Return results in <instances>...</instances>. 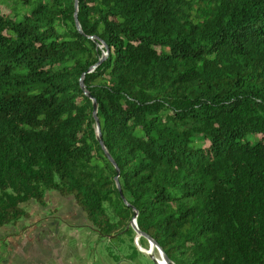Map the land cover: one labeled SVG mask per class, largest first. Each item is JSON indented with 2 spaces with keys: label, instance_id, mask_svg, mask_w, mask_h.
<instances>
[{
  "label": "trees",
  "instance_id": "16d2710c",
  "mask_svg": "<svg viewBox=\"0 0 264 264\" xmlns=\"http://www.w3.org/2000/svg\"><path fill=\"white\" fill-rule=\"evenodd\" d=\"M77 1L0 0V241L56 191L109 255L136 211L175 264H264V0Z\"/></svg>",
  "mask_w": 264,
  "mask_h": 264
},
{
  "label": "crops",
  "instance_id": "0c3cea01",
  "mask_svg": "<svg viewBox=\"0 0 264 264\" xmlns=\"http://www.w3.org/2000/svg\"><path fill=\"white\" fill-rule=\"evenodd\" d=\"M47 195L48 193L46 194V199ZM47 218L55 219L56 217L51 216ZM60 221L61 226H59L58 228L72 225L71 223L67 224L65 223V221ZM1 235L3 237L0 241V264H25V259H27V257L30 255L34 259L32 264H138L137 258L139 257V255H143L140 252L139 254H136L132 259L126 258L117 260L116 258V262L112 261L106 263L103 261V263H99L97 259L91 258V255L97 251H95L94 247L92 248L90 246V243L88 242V239H92V244L98 243L97 241H95L98 238L97 231H92V233L90 234L88 232H69L66 230H54L43 233H25L16 230L8 234L1 233ZM28 235L35 236L36 241L33 242V238H29ZM71 235L73 237L80 238V241L77 244L81 245L82 249L76 248L75 250L79 251L77 253H74V249L72 248L73 244L68 245V243L66 242V239L68 237L72 238ZM102 250L104 251V249ZM102 250H99L98 254H100ZM104 254L105 253H103L102 255L103 259Z\"/></svg>",
  "mask_w": 264,
  "mask_h": 264
},
{
  "label": "rangeland",
  "instance_id": "374dc122",
  "mask_svg": "<svg viewBox=\"0 0 264 264\" xmlns=\"http://www.w3.org/2000/svg\"><path fill=\"white\" fill-rule=\"evenodd\" d=\"M5 11L7 12L8 10L4 8ZM106 55V53H105ZM47 199H46V206H41L38 203H31L28 204V210L30 212L29 217L23 218L20 220V222L16 225H8L5 226L1 229V233L3 234H8L14 231H19V232H47V231H57V230H66V231H73V232H88L92 233V231H96L94 226L91 224L90 221H88L86 215L83 213V211L79 208L77 205L76 201L72 196H62L58 192L55 191H48L47 192ZM55 216V219H48L47 217ZM65 221V223L69 224L71 223V226H66V227H61V221ZM73 222V223H72ZM64 224V223H63ZM88 226V228H87ZM29 238H33L32 241H36V237L33 235H28ZM60 236V235H59ZM72 236V235H71ZM137 236V234H136ZM3 237V236H2ZM60 238V237H59ZM80 238L73 237L70 238L68 237L66 239V242L68 245L73 244V249L74 253H77L79 251H76V248L82 249V246L77 244L80 240ZM135 240V239H134ZM29 241V240H28ZM98 243L92 244V239H88V242L90 243V246L97 252H94L91 255V258L97 259L99 263L104 262H116V254L120 257V259H126L127 257L125 256V253L130 251L128 249L127 244H129L128 238H125V245L120 247V250L117 251V248L115 245L112 246V254L114 255H109L107 252V246L109 243V238H98L95 240ZM30 242V241H29ZM140 243V242H139ZM76 244V245H75ZM96 247V248H95ZM140 247H142L145 250L149 249V242L147 241V248L143 247L140 244ZM98 249V250H96ZM104 249V251L102 250ZM99 250H102L100 254ZM123 250L125 253H123ZM103 253L104 254V259H103ZM127 253V254H128ZM60 254V253H59ZM143 255H139L137 258V263H143V264H155L154 261L147 255L145 252H141ZM157 257L159 256L158 251L156 250ZM65 255V254H61ZM39 257V256H38ZM102 257V258H100ZM19 258V257H16ZM22 259V258H20ZM34 259L30 256L25 259V264H32ZM12 262V261H9ZM18 262V259H17Z\"/></svg>",
  "mask_w": 264,
  "mask_h": 264
},
{
  "label": "water",
  "instance_id": "95a60500",
  "mask_svg": "<svg viewBox=\"0 0 264 264\" xmlns=\"http://www.w3.org/2000/svg\"><path fill=\"white\" fill-rule=\"evenodd\" d=\"M76 7H78V1L77 0H76ZM75 17H76V23H77L78 27L80 28V25H79V22H78V19H77V13H76ZM82 85H83V82H82ZM93 106H94L93 116L95 117L96 123H97L98 140H99L100 144L102 145V147L105 148L104 141H103V138H102V133H101L100 121H99V119L97 117V102H96L95 99L93 100ZM107 155H108L109 158H111L109 153H107ZM116 180H117V184L119 186L118 177H116ZM137 217H138V213L135 211V215H134V217H133V219L131 221V226H132V228L134 229V231L137 234V236L135 237L134 243L137 246L138 250L140 252H143L142 247H140L139 239H140V237H144L149 242V249H148L149 253L147 255L154 261L155 264H175L167 256V254L163 251V249L160 247V245L153 238H151L148 234L143 233L139 229L138 223H137ZM156 250L158 251L159 256L162 258V261H160L158 259L157 254H156Z\"/></svg>",
  "mask_w": 264,
  "mask_h": 264
},
{
  "label": "bare ground",
  "instance_id": "6f19581e",
  "mask_svg": "<svg viewBox=\"0 0 264 264\" xmlns=\"http://www.w3.org/2000/svg\"><path fill=\"white\" fill-rule=\"evenodd\" d=\"M142 250H143V252H145V253H147V254L149 253L148 250H145V249H143V248H142ZM158 259H159L160 261H162V258H161V257H158Z\"/></svg>",
  "mask_w": 264,
  "mask_h": 264
}]
</instances>
